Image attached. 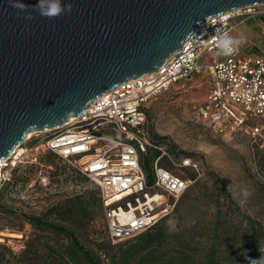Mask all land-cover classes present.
Returning <instances> with one entry per match:
<instances>
[{"label":"built area","instance_id":"2783aa9c","mask_svg":"<svg viewBox=\"0 0 264 264\" xmlns=\"http://www.w3.org/2000/svg\"><path fill=\"white\" fill-rule=\"evenodd\" d=\"M255 17L262 19L256 24L264 36V4L207 18L156 71L116 85L62 126L34 133L49 134L29 149L14 148L9 157L0 160V186L23 163L20 150L31 153V159L24 162L30 165L40 156L52 154L99 190L101 221L109 243L129 240L152 228L173 213L195 182L186 170L198 172L190 158L176 162L158 148L160 154L152 165L153 183H147L141 155L157 148L151 143L146 116L152 98L172 85L200 76L206 83V95L195 114L212 133L251 139L264 134V52L253 55L237 50L223 60L212 56L218 52L216 38L221 31L231 35L235 19ZM205 54L211 57L203 64L200 61ZM163 157L175 170L159 164Z\"/></svg>","mask_w":264,"mask_h":264},{"label":"water","instance_id":"95a60500","mask_svg":"<svg viewBox=\"0 0 264 264\" xmlns=\"http://www.w3.org/2000/svg\"><path fill=\"white\" fill-rule=\"evenodd\" d=\"M0 0V160L29 132L62 126L116 85L154 72L198 25L264 0H62L47 18L38 0ZM31 14L34 18L27 19Z\"/></svg>","mask_w":264,"mask_h":264},{"label":"rangeland","instance_id":"374dc122","mask_svg":"<svg viewBox=\"0 0 264 264\" xmlns=\"http://www.w3.org/2000/svg\"><path fill=\"white\" fill-rule=\"evenodd\" d=\"M241 19L243 18L235 19L233 24L238 26L236 28L239 30L243 25L254 28L256 40L252 48L243 43L238 50L243 54L262 55L264 36H261L255 27V23L261 22L262 19H247L244 24ZM236 34L237 30L234 29L231 36L236 37ZM212 56L219 60L224 59V56L217 53ZM210 57L205 54L200 62L208 63ZM205 86L202 77H193L170 86L148 102V128L151 143L157 148L151 147L146 154L141 155L142 159L149 161L154 151L160 153L158 148H161L176 162L188 157L197 165V173L192 169L186 170L185 173L195 176L197 186L194 182L189 188V194L182 204L181 217L178 218L172 213L159 223H162V229L168 235H173L180 229H189L196 221H200L204 226L202 236L198 238L200 241H197L198 246L212 242L211 232L204 229H213L217 208L226 211L227 217H232L222 195L218 194L216 178L224 181L239 213L246 214L264 227V134L251 139L240 134L221 137L212 133L195 114L197 107L204 101ZM48 134H33L28 139L27 135L21 147L29 149ZM156 137L163 140L155 144ZM48 157L46 155L42 160H36L30 167V164L24 162L31 159V153H24L20 158L23 163L16 166L11 172L10 180L0 186V208L4 210L0 212V244L12 251L13 256L10 257L9 264H47L43 263V254L46 245L51 244L53 240L50 235L35 230L25 220V216H40L52 203L82 194L86 190L97 189L90 180L79 175L70 165L58 158H49L50 164L46 165L44 161ZM162 161L167 163L171 170H175L168 158L163 157ZM243 188L249 189L252 195L244 206H240L237 194ZM231 223L233 228L230 227L224 234L220 232V238L215 240L225 251L234 239H238L240 243L246 242L247 232L240 217L233 215ZM82 240L85 244L94 241L107 243L101 221H93ZM124 242L109 243L113 247L110 254Z\"/></svg>","mask_w":264,"mask_h":264},{"label":"trees","instance_id":"16d2710c","mask_svg":"<svg viewBox=\"0 0 264 264\" xmlns=\"http://www.w3.org/2000/svg\"><path fill=\"white\" fill-rule=\"evenodd\" d=\"M146 116L148 120L147 110ZM162 140L156 137L154 142L158 144ZM159 154L158 151H154L149 161L141 158V166L149 185L153 183L152 165ZM46 155L49 157L44 162L49 165V158L56 157L52 154ZM46 155L40 156L39 161ZM159 164L170 170L162 159ZM188 177L195 178L192 175ZM215 180L218 184V194L222 195L232 217H227L226 211L217 208L213 229H204L211 232L212 242L204 246L197 245L204 226L200 221H196L189 229H180L173 235H168L162 229V223H157L118 245L113 254H110L113 247L108 240L107 243L94 241L85 244L82 237L85 236L90 224L102 220V200L98 189L86 190L82 194L59 200L52 203L44 214L24 218L35 230L51 236L53 242L46 245L43 254L45 256L43 263L47 264H250L249 260L261 259L264 254L259 249L264 248V227L246 214L239 213L224 181L220 178ZM188 190L181 196L173 211L178 218L181 217L182 204L189 194ZM2 211L3 208H0V212ZM233 215L240 217L244 225L247 232L246 242L240 243L238 239H234L225 251L215 240L220 238L218 237L220 232L224 234L230 227L233 228L231 223ZM12 256V251L0 244V264H9Z\"/></svg>","mask_w":264,"mask_h":264},{"label":"clouds","instance_id":"9594fccd","mask_svg":"<svg viewBox=\"0 0 264 264\" xmlns=\"http://www.w3.org/2000/svg\"><path fill=\"white\" fill-rule=\"evenodd\" d=\"M13 7L20 11H27L28 6L22 2H16L13 4ZM35 11H38L39 14L43 17L47 18H55L58 17L65 12L72 11L71 3L64 5L62 0H38V4L34 7ZM220 15V14H217ZM27 19H33L34 17L29 13L26 16ZM245 42V38L243 36L233 37L227 31H221L216 38V46L218 49L217 54L222 56H230L233 55ZM252 195L251 191L247 188H243L237 194L238 196V204L240 206H244L249 197ZM262 254H264V248L259 249ZM250 264H264V255H262L259 260H249Z\"/></svg>","mask_w":264,"mask_h":264},{"label":"crops","instance_id":"0c3cea01","mask_svg":"<svg viewBox=\"0 0 264 264\" xmlns=\"http://www.w3.org/2000/svg\"><path fill=\"white\" fill-rule=\"evenodd\" d=\"M244 22H246V20L241 19V23L244 24ZM236 27L238 26L235 25V29L237 30L236 37L243 36L245 38L244 43L247 44V47L252 48V46H254V41L256 40L255 31H253L254 28L249 27V25H243V28L239 30V28H236ZM255 27H257L256 23H255ZM257 29L259 31L258 27Z\"/></svg>","mask_w":264,"mask_h":264},{"label":"bare ground","instance_id":"6f19581e","mask_svg":"<svg viewBox=\"0 0 264 264\" xmlns=\"http://www.w3.org/2000/svg\"><path fill=\"white\" fill-rule=\"evenodd\" d=\"M47 130H49V129H46L44 131H47ZM33 134H34V132H29V134L27 133V135H28V136L26 135L27 136V139L30 138ZM23 153H24V151L23 150L22 151L20 150L18 155H23ZM0 241H2V239H0Z\"/></svg>","mask_w":264,"mask_h":264}]
</instances>
